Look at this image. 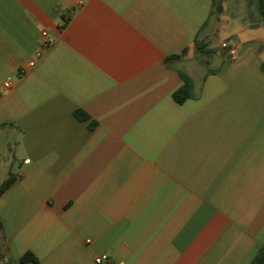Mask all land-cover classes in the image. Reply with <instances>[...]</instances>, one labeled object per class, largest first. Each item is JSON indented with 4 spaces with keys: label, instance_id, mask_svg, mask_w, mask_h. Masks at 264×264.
<instances>
[{
    "label": "crops",
    "instance_id": "1",
    "mask_svg": "<svg viewBox=\"0 0 264 264\" xmlns=\"http://www.w3.org/2000/svg\"><path fill=\"white\" fill-rule=\"evenodd\" d=\"M180 72L191 95L177 102ZM9 175L0 264H251L264 245L257 0H0Z\"/></svg>",
    "mask_w": 264,
    "mask_h": 264
},
{
    "label": "trees",
    "instance_id": "2",
    "mask_svg": "<svg viewBox=\"0 0 264 264\" xmlns=\"http://www.w3.org/2000/svg\"><path fill=\"white\" fill-rule=\"evenodd\" d=\"M212 3L214 8L217 9L218 0H212ZM257 7L262 18V23L264 25V0H257ZM180 76L183 80V84L180 87H178L176 90H174V92L172 93L173 98L177 102H182L184 99H186L191 95V82L189 77L184 72H180ZM75 114L78 118H86V114L81 110H76ZM13 179H14L13 175H9L0 183V194L13 181ZM0 230H1V224H0ZM0 249H1V245H0ZM0 256L3 257L1 251H0ZM20 259L21 261H36V257L30 252L24 253L20 257ZM251 264H264V245L261 246L257 251V253L253 256L251 260Z\"/></svg>",
    "mask_w": 264,
    "mask_h": 264
},
{
    "label": "built area",
    "instance_id": "3",
    "mask_svg": "<svg viewBox=\"0 0 264 264\" xmlns=\"http://www.w3.org/2000/svg\"><path fill=\"white\" fill-rule=\"evenodd\" d=\"M42 35H46V32L43 31L42 32ZM229 42H223L222 45L225 46L227 45ZM44 46H46V44H44ZM35 59H30L25 65L21 66L16 74H15V77L16 78H21L28 70L29 68H31L34 64H35ZM12 85V78L11 77H8L4 82H3V88L4 89H7V88H10V86ZM29 160L26 159L24 160L25 163H27ZM108 259V256L107 254H101V255H98L95 257V262L96 263H101V262H104ZM117 264H122V262H118Z\"/></svg>",
    "mask_w": 264,
    "mask_h": 264
},
{
    "label": "water",
    "instance_id": "4",
    "mask_svg": "<svg viewBox=\"0 0 264 264\" xmlns=\"http://www.w3.org/2000/svg\"><path fill=\"white\" fill-rule=\"evenodd\" d=\"M252 43H246L240 46V53H242L247 47L251 46Z\"/></svg>",
    "mask_w": 264,
    "mask_h": 264
},
{
    "label": "rangeland",
    "instance_id": "5",
    "mask_svg": "<svg viewBox=\"0 0 264 264\" xmlns=\"http://www.w3.org/2000/svg\"><path fill=\"white\" fill-rule=\"evenodd\" d=\"M232 31V30H231ZM226 33H230V30L229 31H221L220 32V37H223ZM232 33V32H231ZM244 37V36H243ZM221 39L222 38H219V40H217V43H220L221 42ZM226 41V40H225ZM215 42V41H214Z\"/></svg>",
    "mask_w": 264,
    "mask_h": 264
}]
</instances>
